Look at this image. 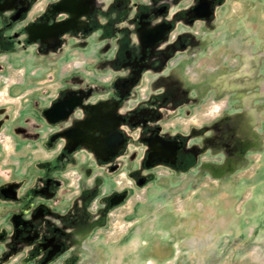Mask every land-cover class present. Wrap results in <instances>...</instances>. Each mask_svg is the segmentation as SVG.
Wrapping results in <instances>:
<instances>
[{"label":"rangeland","instance_id":"obj_1","mask_svg":"<svg viewBox=\"0 0 264 264\" xmlns=\"http://www.w3.org/2000/svg\"><path fill=\"white\" fill-rule=\"evenodd\" d=\"M57 1L35 0L28 17ZM129 1L148 9L164 0ZM165 1L169 15H182L196 2ZM130 2L127 9L135 10ZM213 4L212 17L194 22L193 34L187 21L175 22L168 37L178 34L179 43L155 73L144 76L136 97L159 103L163 127L188 134L198 159L185 173L158 169L166 176L143 186L123 169L105 178L108 186L99 184L89 201V219L112 184V191L128 190L125 200L75 244L76 257L67 253L51 264H264V0ZM36 56L29 48L0 52V185L24 179L32 160L41 158L40 146H31L28 138L36 144L46 130L25 114L28 98L36 96L37 109L45 106L57 85L51 80L63 70L71 74L72 63L90 57L70 51L59 64L56 56ZM93 59L101 65L98 54ZM68 174L74 184L65 197L73 200L85 180L76 170ZM4 211L0 204L1 221ZM2 245L6 250L12 245L9 235ZM16 246L17 259L11 260V251L0 263L25 264L24 247Z\"/></svg>","mask_w":264,"mask_h":264},{"label":"flooded vegetation","instance_id":"obj_2","mask_svg":"<svg viewBox=\"0 0 264 264\" xmlns=\"http://www.w3.org/2000/svg\"><path fill=\"white\" fill-rule=\"evenodd\" d=\"M34 1L0 0L9 11L0 14V52L12 54L17 48H29L37 57L52 55L58 62L65 48L75 49L83 42L90 45L98 39H110L104 66L111 73L107 83L100 80L83 83L84 76L69 75L58 96L44 108L65 98L80 99V104L65 119L50 123L44 118L46 126L52 129L46 136L45 146L51 149L59 143V151L36 165L24 179L0 186V197L8 199L13 207L9 248L16 250V245L22 244L24 257L30 264H51L67 253L74 257L75 244L93 231L109 208L125 200L127 189L115 192L109 186L94 207V218L89 219V201L99 184L108 186L105 178L123 169L135 185L143 186L148 180L163 176L158 169L185 173L198 159V151L189 142L188 134L163 127L159 103L154 99L133 102L143 76L162 66L168 52L179 43L169 41L163 50L161 46L167 40L154 41L149 36L145 42L140 34L166 23L169 31L161 35L166 38L175 22L191 20L188 13L191 8L168 18V2L163 1L149 10L140 9L129 18L125 5H112L102 11L100 0H95L85 16H79L72 28L61 33L58 25L67 21L69 15L55 10V2L45 12L28 17ZM53 17L55 20L51 21ZM24 21V26H17ZM113 126L123 134V144L111 151L107 147L93 149L90 166L99 172L89 184L81 183L78 197L67 201L64 196L68 186L74 184L69 182L68 168L77 166L75 153L83 144L96 146L104 141ZM77 181L79 186L80 177ZM7 187L10 190L2 193Z\"/></svg>","mask_w":264,"mask_h":264},{"label":"crops","instance_id":"obj_3","mask_svg":"<svg viewBox=\"0 0 264 264\" xmlns=\"http://www.w3.org/2000/svg\"><path fill=\"white\" fill-rule=\"evenodd\" d=\"M128 2H130V1L129 0H120V2H116V1L114 2L113 0H100V3H99L100 6L99 7H100V10L106 11L112 5L115 6V5L118 4L120 6H122V5L127 6L126 4H128ZM130 3L134 4V6H132V8H135V7L136 8H135V10H128L127 15L129 16V18L134 17L135 14L138 11H140V9L141 10H149V9L152 8L151 7V8H148V9H143L141 7L142 3H139V1L137 3H134V1H132ZM161 3L162 2L157 3L154 6H157V5L161 4ZM166 15H167L168 18L171 16V15H169L168 10H167ZM196 21L199 22V21H203V20H198V19L197 20H193V21L190 20L189 22H186V24H184V25L188 24L187 27L189 28L188 30H189L190 34H193L192 24L194 22H196ZM127 23H128V21H127ZM176 23H182V21L180 20V21H177ZM174 24H173V28L169 32V34L170 33L172 34V31L174 29ZM179 39H180V37L178 36V34H175L172 39L167 40V43L170 41L172 44H174L175 42L179 41ZM100 40H103V43L101 45H99L100 48H97V43L89 45V43L87 44V42H83L82 45H80L78 48H75V49L65 48L64 49V53L65 54L67 52H70V51L72 52V51L76 50L79 53L88 52L90 57L86 58V59H82L80 62L75 63V66H73L74 70L72 71L71 74H68V73L66 74V72L63 70V71H61V73L58 76L55 77V79L51 80V81L54 80L57 83V85L54 88V97L51 99V101L48 104H46L45 106L40 107L39 109H37L36 107H34V105H32L33 104L32 100H33V98H36V96H33V97L30 96L28 98L27 105L24 108L25 109L24 110L25 114L27 116H30L31 118L36 119L37 121H39L41 126H43L45 128L44 130H46L45 134L36 142V144L33 143L34 139H32L31 136H30V138H28V140H32V141H30L31 146L35 147V145H39L40 148H41V155H40L41 158H39V159L35 158V159L32 160L31 165L28 168V173L30 172L31 169H35L36 165L40 164L44 160H47L50 156H52L53 154L57 153L59 151V149H60V144L59 143L56 146H54L53 148H51V149H48L45 146L46 136L52 129L49 126H46V124L44 122L45 119L42 116V110L45 107H47L58 96V91L63 86L64 79L66 77H68L69 75H82V76L85 77L84 78L85 80H84L83 83H92V82L98 81V80H100L101 82L107 83L106 81L109 80V77H110L111 73H110L109 69L104 67V66H105V61H106V58H107V48H108V47H106V44L108 42H110V39L109 38L108 39L107 38H102V39H98L97 41L101 42ZM180 47H181L180 51H184L185 50L184 46H180ZM64 53H62V54H64ZM97 54L102 58L100 66H97L96 65V61L97 60L93 59V57H95V55H97ZM31 60H32V57H31ZM59 61H58V63L60 64ZM30 64H31V62H30ZM155 72L156 71L154 70V71H152L149 74H152V73H155ZM144 76H146V74ZM144 76H143L141 84L138 86L136 96H135V98L133 100L134 103L147 101V100H141L140 101V100L136 99L137 94H138V92L140 90V86L143 84ZM22 77L23 76H21V79H22ZM22 81H23V79H22ZM20 83H22V82H20ZM129 102L131 104V100ZM160 112H162L161 108H160ZM44 151L47 153L46 155L44 154ZM49 151L50 152L53 151V153L49 155ZM30 156H33V154L31 152H30ZM75 159L77 160V166L70 165L68 170H71V169L76 170L78 172V174H80L82 179L85 180L83 183L85 185L89 184L91 182L90 180L92 179L93 175L96 173V172L95 173L93 172L95 169L91 168V166H90V165L93 164L91 162V151L87 150V148L83 146L80 151L75 153ZM166 171H167V173H172V172H170L168 170H166ZM173 174H177V173H173ZM26 176H28V174H25V176H23V178H25ZM164 176H166V175L163 174V176H161V177H164ZM13 182H15V181H13ZM10 184H12V183L10 182ZM0 186H6V185L2 184ZM112 187H113V184H112V186H110V188H112ZM64 199H66L65 196H64ZM0 204H2L3 208H5V211L3 212L2 216H1L2 217V221L0 220L1 221L0 222V255H1L0 257H2L3 260H6V259H10L8 257L10 255L11 249L8 246L7 250H6L5 246L2 245V242L5 241V236H7V235L10 236V232L12 230L10 218H11V214H12V211H13V207L10 205L11 203L9 202L8 199L2 198V197H0ZM12 251L15 252V250H12ZM75 255H78V252L74 253L73 256L76 257ZM16 259H17L16 255L14 253L12 255V259L11 260L15 261ZM24 259H25V257H24ZM11 260H10V262H11ZM27 262H29V261H27L25 259V264ZM0 264H2V263H0ZM8 264H9V262H8Z\"/></svg>","mask_w":264,"mask_h":264},{"label":"water","instance_id":"obj_4","mask_svg":"<svg viewBox=\"0 0 264 264\" xmlns=\"http://www.w3.org/2000/svg\"><path fill=\"white\" fill-rule=\"evenodd\" d=\"M95 0H58L54 5V9L57 11H64L69 15L67 21H64L58 25L59 30L62 32L67 31L72 28L73 24H75L79 16L86 15L88 10H90L93 6ZM213 2L214 0H197L195 4L188 11L190 19L193 20H209L213 15ZM5 4L0 3V12L5 11ZM169 31V26L166 23H161L156 25L153 28L148 29L145 32L140 34V39L146 42V38L153 37L152 40L156 41L162 39L163 41L168 40V36L166 38H162V33H167ZM80 104V99L78 97H69L62 100H57L51 104L48 108L43 110V116L50 123H55L60 119H65L68 114L72 111V109ZM74 132L76 129H70ZM70 131V132H71ZM78 132H80L78 130ZM85 138H89L88 134L85 132ZM87 135V136H86ZM106 138L104 141L99 144H83L82 147H86L87 150L93 151V149L100 148L101 150H105L106 147L110 151L114 148L120 147L124 142V136L121 132L116 130V126L109 129V132L106 134ZM142 185V184H139ZM5 190L9 191L10 188H6L2 190V193H5ZM14 192V191H13ZM120 203V202H117ZM15 253V252H14Z\"/></svg>","mask_w":264,"mask_h":264},{"label":"built area","instance_id":"obj_5","mask_svg":"<svg viewBox=\"0 0 264 264\" xmlns=\"http://www.w3.org/2000/svg\"><path fill=\"white\" fill-rule=\"evenodd\" d=\"M172 38H173V35H170V37H168L169 40L172 39Z\"/></svg>","mask_w":264,"mask_h":264}]
</instances>
